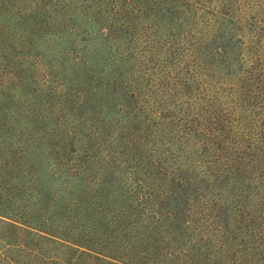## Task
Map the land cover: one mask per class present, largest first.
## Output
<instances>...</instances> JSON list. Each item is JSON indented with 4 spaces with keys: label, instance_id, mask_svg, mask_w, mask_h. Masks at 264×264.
<instances>
[{
    "label": "trees",
    "instance_id": "obj_1",
    "mask_svg": "<svg viewBox=\"0 0 264 264\" xmlns=\"http://www.w3.org/2000/svg\"><path fill=\"white\" fill-rule=\"evenodd\" d=\"M130 1L0 0V264H253L246 259L255 253L264 264L261 240L248 247L242 237L238 249L222 239L214 250L210 233L195 234L190 207L197 198L184 187L173 191L192 176L180 177L181 162L176 173L163 172L156 152L143 155L141 139L149 135L140 122L111 117L107 131L118 137L113 160L98 162L97 151L79 149L76 134L85 120L89 132L99 130L97 124L107 125L104 111L118 103L115 112L126 113L132 103L128 91L109 102L114 73L103 80V70L81 53L84 46L73 52L85 29H76L72 14L98 24L107 40L115 38L116 16H125ZM61 41L73 47H63L52 63L53 43ZM70 55L71 75L64 62ZM41 63L53 79L36 76ZM123 160L130 165L120 166ZM42 172L60 186L43 183ZM222 251L232 254L225 263ZM237 252L245 261L233 258ZM195 253L199 258L190 260Z\"/></svg>",
    "mask_w": 264,
    "mask_h": 264
},
{
    "label": "rangeland",
    "instance_id": "obj_2",
    "mask_svg": "<svg viewBox=\"0 0 264 264\" xmlns=\"http://www.w3.org/2000/svg\"><path fill=\"white\" fill-rule=\"evenodd\" d=\"M69 1L81 5L83 0ZM125 3V16H116L115 38L107 40L98 24L86 21L81 12L72 14L76 29H85L77 36L73 52L84 46L81 53L86 52L94 68L103 70V80L114 73L117 89L109 102H118L121 93L128 91L132 103L126 113L115 112L118 103L104 111L100 118L107 125L94 122L99 130L89 132L90 120H85L76 134L79 149L97 151L98 162L113 160L118 137L107 131L111 117L118 123L126 118L140 122L150 141L141 139L143 155L156 152L163 172H175L181 164L180 177L192 176L173 191L184 187L191 198H197L190 207L195 234L210 233L207 244L214 250L222 239L238 249L243 248L242 237H248L244 246L255 247L260 240L264 245V0ZM53 45L52 63L63 47L69 51L73 47L69 41ZM219 47H225V52ZM72 58L64 57L69 75L75 70ZM44 69L42 63L35 68L41 80L51 76ZM127 165V161L120 164ZM41 181L51 188L60 186L46 172L41 173ZM202 210L209 214L207 220L200 215ZM191 255L190 260L199 258ZM231 255L222 251V263ZM234 255L245 261V257L239 260L238 252ZM260 257L255 253L246 260L258 264Z\"/></svg>",
    "mask_w": 264,
    "mask_h": 264
}]
</instances>
